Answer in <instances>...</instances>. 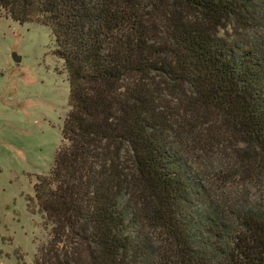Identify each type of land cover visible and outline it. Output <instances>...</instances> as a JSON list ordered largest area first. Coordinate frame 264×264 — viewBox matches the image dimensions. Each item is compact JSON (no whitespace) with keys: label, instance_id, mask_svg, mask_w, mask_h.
Instances as JSON below:
<instances>
[{"label":"trees","instance_id":"obj_1","mask_svg":"<svg viewBox=\"0 0 264 264\" xmlns=\"http://www.w3.org/2000/svg\"><path fill=\"white\" fill-rule=\"evenodd\" d=\"M260 2L0 0L3 16L50 29L70 89L64 143L34 188L52 225L34 264H264V213L209 204L178 164L155 97L187 84L264 159V41L216 39L227 23L264 25ZM163 74L175 83L152 78ZM124 152L148 188L133 218Z\"/></svg>","mask_w":264,"mask_h":264},{"label":"rangeland","instance_id":"obj_2","mask_svg":"<svg viewBox=\"0 0 264 264\" xmlns=\"http://www.w3.org/2000/svg\"><path fill=\"white\" fill-rule=\"evenodd\" d=\"M260 3L255 12L264 17ZM238 36L264 41V25L247 31L227 23L216 39L229 43ZM13 54L21 58L19 63ZM152 78L175 83L165 74ZM170 88L155 96L157 115L185 176L208 190L212 207L264 213V159L256 144L215 107L200 104L193 94L189 98L187 84L176 87L175 94ZM69 97L67 72L50 29L0 14V264H34L49 238L52 225L46 226L34 188L51 172L64 143ZM129 160L130 186L123 202L133 218L148 188L139 182L136 160ZM128 232L134 239L138 234L131 223Z\"/></svg>","mask_w":264,"mask_h":264},{"label":"water","instance_id":"obj_3","mask_svg":"<svg viewBox=\"0 0 264 264\" xmlns=\"http://www.w3.org/2000/svg\"><path fill=\"white\" fill-rule=\"evenodd\" d=\"M12 58L17 63H19L21 61V58L17 54H13Z\"/></svg>","mask_w":264,"mask_h":264}]
</instances>
